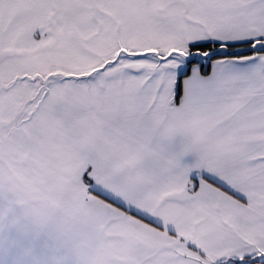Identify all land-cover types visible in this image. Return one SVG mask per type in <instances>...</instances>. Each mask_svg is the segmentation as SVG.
I'll return each mask as SVG.
<instances>
[{"label": "snow or ice", "instance_id": "1", "mask_svg": "<svg viewBox=\"0 0 264 264\" xmlns=\"http://www.w3.org/2000/svg\"><path fill=\"white\" fill-rule=\"evenodd\" d=\"M0 264H264V0H0Z\"/></svg>", "mask_w": 264, "mask_h": 264}]
</instances>
